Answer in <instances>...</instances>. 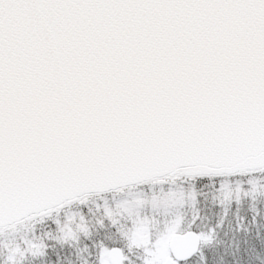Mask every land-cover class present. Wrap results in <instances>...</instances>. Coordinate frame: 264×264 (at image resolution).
Wrapping results in <instances>:
<instances>
[{
  "label": "snow or ice",
  "instance_id": "snow-or-ice-1",
  "mask_svg": "<svg viewBox=\"0 0 264 264\" xmlns=\"http://www.w3.org/2000/svg\"><path fill=\"white\" fill-rule=\"evenodd\" d=\"M0 264H264V0H0Z\"/></svg>",
  "mask_w": 264,
  "mask_h": 264
}]
</instances>
